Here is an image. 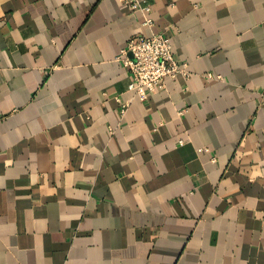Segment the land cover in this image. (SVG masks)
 <instances>
[{
    "label": "crops",
    "instance_id": "crops-1",
    "mask_svg": "<svg viewBox=\"0 0 264 264\" xmlns=\"http://www.w3.org/2000/svg\"><path fill=\"white\" fill-rule=\"evenodd\" d=\"M139 1L0 0V264H264V0Z\"/></svg>",
    "mask_w": 264,
    "mask_h": 264
},
{
    "label": "built area",
    "instance_id": "built-area-1",
    "mask_svg": "<svg viewBox=\"0 0 264 264\" xmlns=\"http://www.w3.org/2000/svg\"><path fill=\"white\" fill-rule=\"evenodd\" d=\"M129 6L134 12L142 13L144 26L154 25L150 18L151 7L141 4L139 0H118ZM121 61L129 71L132 82L129 90L140 100H147L149 95L157 94L165 89L167 79H175L180 75L189 77L188 65L174 58L172 43L165 34L137 35L130 40L122 52ZM123 104L121 116L126 112Z\"/></svg>",
    "mask_w": 264,
    "mask_h": 264
}]
</instances>
